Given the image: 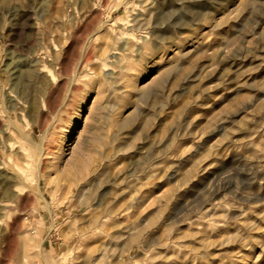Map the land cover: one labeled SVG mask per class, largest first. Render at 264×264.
<instances>
[{"label":"rangeland","instance_id":"obj_1","mask_svg":"<svg viewBox=\"0 0 264 264\" xmlns=\"http://www.w3.org/2000/svg\"><path fill=\"white\" fill-rule=\"evenodd\" d=\"M33 141L60 142L50 169L73 172L55 193V172L37 184ZM116 198L124 210L91 235L86 222ZM114 222L141 231L129 254ZM102 257L264 264V0H0V264Z\"/></svg>","mask_w":264,"mask_h":264},{"label":"bare ground","instance_id":"obj_2","mask_svg":"<svg viewBox=\"0 0 264 264\" xmlns=\"http://www.w3.org/2000/svg\"><path fill=\"white\" fill-rule=\"evenodd\" d=\"M196 34V31H193L192 32V35H195ZM178 51L179 52H181L180 51V49H178ZM173 68H175V67H172V69ZM21 73V72H20ZM20 73L18 74L19 76L17 77V81L18 82H20V80H21V78H20ZM16 86V85H15ZM22 87V85L19 83V84H17V87ZM139 97H141V96H139ZM10 120V119H9ZM12 122V121H11ZM128 122V121H127ZM127 122L126 121H123L122 123H121V125H120V128L121 127H124L125 126V124H127ZM12 124H14V122H12ZM20 134V133H19ZM119 136V134H116L114 137L117 139V137ZM25 137V136H24ZM20 138H21V136H20ZM22 138H23V136H22ZM21 138V139H22ZM27 138V137H26ZM26 138H25V143H26ZM28 138H30V137H28ZM115 138H113L114 140H116ZM94 138H92V139H90L91 141L93 140ZM23 140H24V138H23ZM22 140V141H23ZM31 141H32V139H30ZM90 140H87V141H90ZM94 140H96V141H98L97 140V138H95ZM59 141V140H58ZM90 141V142H91ZM33 142H35V141H33ZM43 142V141H42ZM93 142V141H92ZM37 143V144H36ZM58 143V146L56 147L57 149H54V150H56V151H54L53 152V147L50 145V143L48 144L50 147H52V149H50L49 151H47L49 148H48V146L47 147H45V149L46 148H48L47 150H45L43 147H42V144H40V145H38V142H35V143H33L34 144V147H35V150L33 151V153L31 154L30 153V155L29 156H33V157H31V158H33L34 160H33V166L35 167V169H36V172H37V184H38V186L40 187V185H43V187L45 186H49V185H51V183L52 182H50L51 180H48V171H52L51 169H53V168H51L50 169V167H52V166H54L55 167V164L54 163H56V162H53V164L54 165H52V160L51 159H53L54 158V156L52 157L51 155L53 154H55L56 152L58 153V152H61L60 150H61V144H59L60 142H57ZM97 143H99V142H97ZM44 144V143H43ZM47 145V141H46V143H45V146ZM55 145H57L56 143H55ZM142 145V144H141ZM133 145H131V147H132ZM143 146V145H142ZM123 147H124V149H125V147L126 146H117L116 148H114V150H113V152H112V154H117V153H119V152H122L123 151ZM133 148V147H132ZM2 149V148H1ZM51 150H52V152H51ZM74 150V149H73ZM73 150H71V152H70V158L71 159H73L72 157L73 156H77L76 154H77V151H75V154H73ZM145 151H146V153H144V155H139L140 156V158H138L139 159V161H141L140 163H139V165L140 164H142V165H144L143 163H145V169H149V168H151L154 164H155V162H157L156 160H153L152 159V157L153 156H156V153H157V149L155 148V147H152V145L150 146V147H148L147 149H144ZM106 152H104V154H105ZM108 154H109V152H107ZM107 153H106V155H107ZM51 154V155H50ZM59 154H61V153H59ZM104 154H103V158H104ZM51 156V158H50V156ZM63 155V154H62ZM69 155V154H68ZM49 156V159L50 160H48L49 162H47V161H44V158H46L45 160H47L48 157ZM56 156V155H55ZM64 156V155H63ZM102 157V156H101ZM59 158V157H58ZM61 159H62V157H60ZM70 159V160H71ZM75 159H76V157H75ZM75 159H73V160H75ZM70 160H68V161H70ZM73 160H71V162L73 161ZM54 161V160H53ZM56 161H58V160H56ZM77 161V159L74 161V162H76ZM25 162H29V164H30V161H28V160H26ZM59 162V161H58ZM73 162V163H74ZM70 162H67V163H65V165H69V168H70V165L72 166L73 165V163H71V164H69ZM26 164V163H25ZM28 164V165H29ZM50 164H51V166H50ZM57 164V163H56ZM28 165H26V170H29V168H30V165L28 166ZM67 165V166H68ZM102 166V165H101ZM104 166V165H103ZM141 166V165H140ZM77 168V167H76ZM63 169V168H62ZM74 169V168H73ZM65 170V169H64ZM66 170H68V169H66ZM77 170V169H76ZM75 170V171H76ZM87 170V169H86ZM58 171V170H57ZM60 171V172H59ZM58 172H57V174L59 173V177L61 178H63L64 177V175L65 174H68V175H66V176H69V178L71 179V175L70 174H72V173H68L67 171V173L66 172H62V170H59ZM69 171V170H68ZM81 171H82V169H81ZM81 171H79V169H78V171H77V173L79 172V173H81ZM15 172V171H14ZM53 173L55 172V174H53V176H50V178L51 179H53L54 178V176H56L57 174H56V171H52ZM71 172V171H70ZM90 172V171H89ZM51 172H49V174H50ZM60 173H61V175H60ZM63 173V174H62ZM65 173V174H64ZM77 173H75L74 172V175L75 174H77ZM82 173H83V171H82ZM81 173V175H83ZM15 174V173H14ZM47 174V175H46ZM92 174V173H91ZM52 175V174H51ZM78 175V174H77ZM88 175V174H87ZM16 176V175H15ZM47 176V177H46ZM65 176V177H66ZM73 176V175H72ZM76 176V175H75ZM89 176H90V174H89ZM89 176H87V178L89 177ZM17 179H20V183H23V184H28V182L26 181V179L25 178H23L21 175H19V174H17ZM58 176H56L55 178H54V180L56 181V178L58 179L56 182H54V180H53V182H54V184L52 183V185H53V187L51 188V186H50V188H51V190H50V194L51 193H55L56 192V187L54 186L55 184H57V182H59V184H60V181H59V178ZM77 177V176H76ZM82 177V176H81ZM90 177H92V176H90ZM68 177H66L65 179H67ZM84 178V177H83ZM64 179V180H65ZM73 179V178H72ZM71 179V180H72ZM90 179V178H89ZM64 180H63V183H65L64 182ZM67 180H69V179H67ZM70 180V181H71ZM92 181H93V179H91ZM74 181V180H73ZM87 181V180H86ZM91 181V182H92ZM70 183V182H69ZM85 183V182H84ZM58 184V185H59ZM62 184V183H61ZM66 184V183H65ZM83 184V183H82ZM82 184L80 183L79 185H78V183H77V185H78V187H77V193L76 194H72L71 195V197L73 198V199H75V200H77L78 202H80L81 203V201L82 202H84L88 197H89V193H88V191H87V194H88V197H87V194H86V192L84 191V188L82 187ZM91 184V183H90ZM24 185V186H25ZM27 186V185H26ZM57 186V185H56ZM65 187L66 186H68V188L66 187V189H70L69 188V184H67V185H64ZM65 187H63L62 186V188H65ZM86 187H87V185H86ZM85 187V188H86ZM88 187H90V186H88ZM27 188H28V186H27ZM58 188V187H57ZM61 188V189H62ZM29 189V188H28ZM59 189H60V187H59ZM38 191V192H37ZM36 191V196H37V199L44 205V207H45V209H46V211L49 213V214H51V211H50V204L48 203V200L42 195V193L39 191V188H38V190ZM69 191V190H68ZM112 194V193H111ZM84 200V201H83ZM76 202H74V204H75ZM73 204V205H74ZM82 204H84L85 205V203H82ZM72 205V206H73ZM78 205H79V203H78ZM91 205V204H90ZM91 207V206H90ZM89 208V207H88ZM87 208V209H88ZM116 208L117 209H121V204L119 203V199H111L110 201H106L105 203H104V206H103V208H102V210H101V213L98 215V214H96V215H94V217L92 218V220L90 221V222H86V223H89L90 224V226H89V230H88V232H90V234L91 235H93V234H95L94 233V231L93 230H97V232H99V233H104V227H105V220L107 219V218H112V217H115L116 216V214H115V212H116ZM86 209V210H87ZM121 210H124V209H121ZM84 214V213H83ZM82 215V214H81ZM85 216H87V215H84L83 217H85ZM80 217H82V216H80ZM79 217V218H80ZM82 217V218H83ZM88 217H89V215H88ZM90 217H92V215H90ZM86 218V217H85ZM84 218V219H85ZM81 219V218H80ZM87 220H89V219H87ZM86 220V221H87ZM84 223V222H83ZM83 223L82 222H80V224L81 225H83ZM131 224H133V223H131ZM86 224H84L82 227H84ZM119 223H117V222H114V223H112L111 224V226H110V228H112L113 230H114V233H112V232H110V234H108L109 236H110V238H113V239H120V237H124L125 235V237H124V241L122 242V245H120L119 247L121 248L122 247V251L120 252V254H119V256H123V254H125V253H127V254H129L128 252H129V248H130V246L132 245V243H137L138 242V240H139V238H140V232L141 231H139V232H133V233H123V232H125V231H128V229L130 230H133L134 229V227H132V228H124V229H119ZM72 227H74V224H73V222L72 221H70L69 223H67V224H65L64 226H62V227H60L59 229H57L56 231V233L58 234V238L61 240V241H64L65 239H67V238H69L70 237V235H71V229H72ZM80 227V226H79ZM50 228H53V229H56L55 228V226H52V227H50ZM81 229V230H80ZM80 229H78L77 228V230H78V235L80 236V238H81V240H83V238H85L84 236H85V234L86 233H84L82 230V228L80 227ZM126 229V230H125ZM123 230V231H122ZM125 230V231H124ZM75 233V232H74ZM172 233V232H171ZM171 233H168V235H170ZM88 234V233H87ZM89 235V234H88ZM90 235V236H91ZM107 235V234H106ZM172 235V234H171ZM171 235H170V237H171ZM87 236V235H86ZM73 237V236H72ZM173 237H175V236H173ZM106 243V242H105ZM108 244L106 243V245L105 246H107ZM102 247H104V246H102ZM110 247V243H109V245H108V247L107 248H109ZM104 250H105V248H104ZM107 250V249H106ZM106 250H105V252H106ZM105 254V253H104ZM99 257V256H98ZM97 260V259H96ZM98 260H100V258H98ZM97 262V261H96ZM99 262V263H98ZM97 263L98 264H103L104 263V259H103V257H102V259L100 260V261H98ZM95 264V263H94ZM109 264H115V262H111V263H109Z\"/></svg>","mask_w":264,"mask_h":264}]
</instances>
